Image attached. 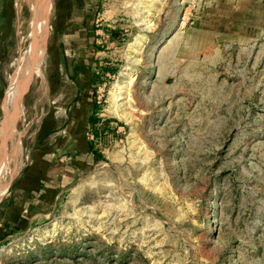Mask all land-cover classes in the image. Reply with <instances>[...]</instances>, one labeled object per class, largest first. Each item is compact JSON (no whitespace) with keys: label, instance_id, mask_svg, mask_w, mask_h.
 <instances>
[{"label":"rangeland","instance_id":"rangeland-1","mask_svg":"<svg viewBox=\"0 0 264 264\" xmlns=\"http://www.w3.org/2000/svg\"><path fill=\"white\" fill-rule=\"evenodd\" d=\"M24 1L5 96L24 67L13 90L26 108L0 182L39 147L55 47L78 49L91 84L83 112L60 115L42 145L63 144L67 162L83 138L91 156L51 210L10 229L0 264H264V0H95L71 44L52 0L31 95Z\"/></svg>","mask_w":264,"mask_h":264},{"label":"crops","instance_id":"crops-1","mask_svg":"<svg viewBox=\"0 0 264 264\" xmlns=\"http://www.w3.org/2000/svg\"><path fill=\"white\" fill-rule=\"evenodd\" d=\"M94 8H98L95 0H58L55 10L56 23H60L62 27L67 23L72 24L63 34L69 40V44L84 35L83 31L86 29L81 24L89 22L90 17H94ZM25 15L26 2L24 0H0V117L3 112H7L5 120L0 122L1 144H3V129L9 118L8 94L12 85L6 96L5 87L11 64L19 49L21 25L25 22ZM69 47V50L68 47H55L54 52L51 51L53 58L49 66V88L55 106L47 111V118L36 132L39 136L41 135L35 144L39 146L38 149L33 151L26 168L20 175L18 174L14 182H11L12 185L8 187V191L6 189L0 199V241L8 236L10 229L14 226L19 227V223L24 224L30 217L35 218L39 212L35 210H51L63 191L61 188L73 183L76 173L86 166L85 163H89L90 145L83 138L80 141L76 140L77 144H74L73 149L70 150V155H68L70 160L67 162H64V158L60 156L61 154L64 157L65 154L61 153L65 147L63 144L58 145L56 140L55 144L50 143L46 147L42 145L54 131L55 120L57 121L60 115L64 116L72 107L80 114L83 112L84 103L88 102L91 67L83 61L80 62L76 56L77 48L72 45ZM17 70L15 69L13 76ZM18 98L15 99V109H17ZM15 109L13 116L16 114ZM61 111L62 114H60ZM75 116L77 117L76 114ZM9 138L12 144L11 135ZM15 153L19 157V151ZM4 183L5 181L1 184Z\"/></svg>","mask_w":264,"mask_h":264},{"label":"bare ground","instance_id":"bare-ground-1","mask_svg":"<svg viewBox=\"0 0 264 264\" xmlns=\"http://www.w3.org/2000/svg\"><path fill=\"white\" fill-rule=\"evenodd\" d=\"M47 4H48L47 0H42L40 2H39V0H35V3H34L33 8H32V11L34 10L35 12L38 9L39 10H38L36 16L34 17V19L32 20L31 31H30L31 43H30V47L28 49H26V53L29 56H32V57H31V59H28L27 62L25 63V73H24V77H23V80H22V84H21V90L24 89V86L26 88L27 84L29 83L28 82V79H29V75L28 74L30 73L31 67L32 66L35 67V65H36L35 63L38 62V58L41 60L43 42H44V46H46V39L44 40V38H45L46 19H47V16H48V5ZM34 67H33V69H34ZM20 68L22 69L24 67H20ZM21 69H19V71H17L16 74L13 76V83L11 84L12 85V87H11L12 89H10V92L8 94V100L10 102V109H9V115H8L9 118H8L6 127H9V125H10L9 135H11L12 138H14V136H15L14 134H15V126H16V123H15V125L12 124V123L16 122L17 118H18V117H16V114H14V116H13L14 107H15V104H16L15 103V99H16V96L18 94L16 91L13 90V87L15 86L16 89H18V87H19L18 84H17V86L15 84L17 82L18 74H19ZM37 71L39 73L41 72V67L40 66L37 68ZM24 91H25V89L23 90L22 93H20V97L21 98H20V101H19V109L23 105L22 104V96L24 94ZM20 138H21V135H20ZM18 147H19V143L14 145V147H13L12 156H11L13 158V160H15L14 153L16 152ZM2 149H3V144H2ZM0 158H1V155H0ZM13 160H11V161H13ZM17 169H18V165H17ZM3 186H4V184H3ZM7 187L8 186H6L5 191H6Z\"/></svg>","mask_w":264,"mask_h":264},{"label":"water","instance_id":"water-1","mask_svg":"<svg viewBox=\"0 0 264 264\" xmlns=\"http://www.w3.org/2000/svg\"><path fill=\"white\" fill-rule=\"evenodd\" d=\"M42 1V0H39V2ZM48 2V16H47V19H46V25H45V39H46V49H47V46L49 44V39H50V25H51V14H52V0H47ZM39 7V6H38ZM39 10V9H38ZM38 10L35 12L34 10L32 11V15H31V24H32V20L34 19V17L36 16ZM44 58V57H43ZM40 59L38 58V62L36 63L35 67L32 66L31 69H30V73H29V79H28V85L30 87V92H29V95H31L32 91H33V87H34V83H35V79H36V76L37 74H35L36 72L33 71V67L34 69L36 70L41 64L42 62L39 61ZM43 61V59H42ZM32 70V71H31ZM37 71V70H36ZM26 108L25 107V104H23L20 109H17L16 111V117H18V115H21L23 113V109ZM6 115H7V112H3L1 117H0V122L4 121L5 118H6ZM16 122H13L12 124L15 125ZM9 128H10V125L9 127H5L3 129V149L0 153V155L3 157V163H2V166H1V173H2V176L4 175V172H5V168H6V164L9 160V154H10V138H9ZM6 186H8V183H4V186H1L0 188V199L3 197V195L5 194V188ZM7 190H8V187H7Z\"/></svg>","mask_w":264,"mask_h":264}]
</instances>
